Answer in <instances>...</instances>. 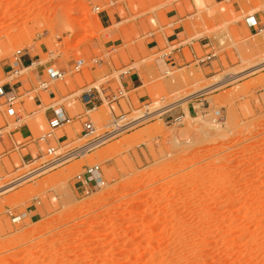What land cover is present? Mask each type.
<instances>
[{
    "label": "rangeland",
    "instance_id": "rangeland-1",
    "mask_svg": "<svg viewBox=\"0 0 264 264\" xmlns=\"http://www.w3.org/2000/svg\"><path fill=\"white\" fill-rule=\"evenodd\" d=\"M108 2L0 0V84L20 87L23 117H7L0 100V264H264V31L252 36L244 23L253 13L264 19V0ZM173 22L184 31L180 42L209 39L214 60L166 76L161 51ZM17 49L36 63L13 76L7 65ZM196 51L203 54L198 44ZM80 58L85 66L72 72ZM39 63L66 72L41 93L43 106L27 94ZM132 68L149 97L131 93L113 108L151 117L85 156L38 170L50 159L49 142L39 139L49 131L45 106L59 103L72 117L51 146L79 147L111 116L106 102L90 111L97 132L84 137L74 118L87 108L81 93ZM230 73L242 74L213 87ZM176 106L180 122L162 115ZM93 165L105 184L86 192L76 176ZM10 213L25 216L14 222Z\"/></svg>",
    "mask_w": 264,
    "mask_h": 264
},
{
    "label": "built area",
    "instance_id": "built-area-1",
    "mask_svg": "<svg viewBox=\"0 0 264 264\" xmlns=\"http://www.w3.org/2000/svg\"><path fill=\"white\" fill-rule=\"evenodd\" d=\"M118 0H109L111 6L117 4ZM94 10L100 12V6H95ZM244 23L247 29L251 30L255 34H260L264 31V19H260L256 13L249 14L245 17ZM179 48L174 46L170 51H163L161 57H167L169 61H172L171 51ZM216 56V53L213 50L207 51L202 55H197L194 60L199 65L208 64ZM99 63V59L95 61ZM36 62L32 56H26L22 49H17L13 54V59L11 63L7 65V74L16 76L21 74L23 69L29 70ZM86 61L82 58L77 59L71 70L72 72H80L85 66ZM38 66H43V64H38ZM127 71H123L119 74V77L116 76L109 77V75L104 76L103 84L100 87L91 86L90 88L84 90L81 93V100L83 104L86 105V111L76 115L74 118L78 119L82 124V132L84 137L89 136L97 132V128L93 121L89 118L88 113L92 110L98 109L102 103L106 102L109 106L110 120L104 126V131L100 134H97L94 138L89 139L83 145L68 149L66 151H61L57 146H51V141H55L54 131L60 128L65 123H68L72 120V117L69 116L68 112L65 110L63 105L59 103H49L45 106L46 119L48 122L49 131L43 134L39 139L44 142H49L48 148L45 152V156L50 159L45 163H42L39 168L42 169L47 166L46 169L54 168L66 161L71 160L72 158H78L81 156L80 152L86 150V153L91 150L103 145L112 138L118 136L119 134L132 130L135 127L139 126L145 122L148 118L151 117L150 112H143L140 115L129 117V112L120 111L119 114H116L113 105L119 106L121 100H124L127 104L130 103L129 100V89H127L123 83V76L127 75ZM172 74V68L168 67L166 76ZM66 75L61 69L54 67L43 66V68L38 72L37 82L33 85L28 91L27 94L35 93L32 97L33 100H37L39 106H43V101L38 97L39 93L49 92L51 90V83L63 79ZM114 81L117 84L116 87L111 85V82ZM21 97V93L18 89H10L4 84H0V100L4 99L5 114L9 118H14L17 123H21L23 120L22 115L17 110L18 99ZM182 117H176L174 121L180 122ZM25 124H19L17 128H21ZM5 131L0 128V141L4 138ZM83 138V137H82ZM44 169V170H46ZM77 182L80 184L85 191H88V188L92 186L101 187L105 184L102 176L101 169L98 165L85 166L83 172L79 173L77 176ZM14 222H19L25 215H13Z\"/></svg>",
    "mask_w": 264,
    "mask_h": 264
},
{
    "label": "crops",
    "instance_id": "crops-1",
    "mask_svg": "<svg viewBox=\"0 0 264 264\" xmlns=\"http://www.w3.org/2000/svg\"><path fill=\"white\" fill-rule=\"evenodd\" d=\"M176 23L177 22L170 23L168 27L170 29H172V31H173ZM248 31H249V33L252 36L257 35V34H255L254 32H252L249 29H248ZM173 32L174 33L172 34V38H171V36L165 37L163 35L165 37L164 39L166 41V47H165V49L163 51H170L174 46H178L179 48L174 49V50L171 51L172 61H169L167 57H162L164 59L166 65L168 67H171L172 69H174V68L180 69L183 66L184 67H189L192 63H196V62L193 61L194 58L198 55V53L196 51V44H198L201 47V50H202L203 53L207 52V47H210L211 50H213V48L211 46V41L209 39H207V38H202V37L196 38V37H193L190 40H187L185 42H180L179 41L180 40L179 39V37H180L179 34L181 32H184V31L182 30V31H176V32L173 31ZM154 35H155V33L152 34V36H154ZM173 36H177V38L173 37ZM185 48H188L193 60H189L188 59V57H187V55L185 54V51H184ZM163 51H161V52H163ZM211 62H209V63H211ZM207 69H211L212 70V67L211 66L203 67L202 68V72L204 74H207ZM122 80H123V83H124L125 87L127 89H129V94L134 93L135 95H137L139 101H141L143 98H148L149 97V93H148V91L146 89V83H145L144 78H143V76H142V74H141V72L139 70H135L133 68L129 69L127 75H124ZM113 83H114V81L111 82V85ZM18 88H20V87H16L14 89H18ZM141 91H144V95L143 96H140ZM202 94L203 93L195 95L194 99L195 100H200V96ZM38 97L40 98V100H42L41 93L38 94ZM34 101L37 102L36 99ZM129 102H131V100H129ZM178 107L179 106L170 107L168 110L164 111V113H162V115H166L167 114L166 118L172 117V118L175 119L176 117H180V116L184 118L185 117L184 111H178L177 110ZM194 110H195V104L192 101H189V103H188V111L191 113ZM19 132L23 136L27 135L28 133H30L29 126L26 125V124L23 125Z\"/></svg>",
    "mask_w": 264,
    "mask_h": 264
},
{
    "label": "bare ground",
    "instance_id": "bare-ground-1",
    "mask_svg": "<svg viewBox=\"0 0 264 264\" xmlns=\"http://www.w3.org/2000/svg\"><path fill=\"white\" fill-rule=\"evenodd\" d=\"M10 13V12H9ZM14 15V14H13ZM259 66H264V63H262L261 65H258L257 67L259 68ZM257 67H254V69L256 68L257 69ZM242 74V73H241ZM240 73H230V74H227V75H225L224 77H223V79L221 80V82L220 83H217V85H214L213 87L215 88L216 86H219L220 84H222V83H225V82H228V81H230V80H234L236 77H238V76H240L241 75ZM210 88L211 87H209V88H207V89H205V90H210ZM212 89V88H211ZM186 99V98H185ZM187 100V99H186ZM180 103V102H179ZM183 103V102H182ZM184 104V103H183ZM156 113V112H155ZM80 154H81V156H85L86 155V150H84V151H82V152H80ZM45 168H47V166L46 167H44V168H42V169H45ZM41 169V170H42ZM39 170V169H38ZM15 184V183H14ZM6 189V188H5ZM9 189V188H8ZM3 192V191H2ZM2 192H0V193H2Z\"/></svg>",
    "mask_w": 264,
    "mask_h": 264
}]
</instances>
